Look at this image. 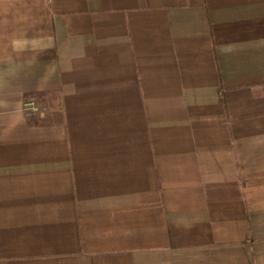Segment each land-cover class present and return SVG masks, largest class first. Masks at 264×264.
Wrapping results in <instances>:
<instances>
[{
	"label": "crops",
	"instance_id": "1",
	"mask_svg": "<svg viewBox=\"0 0 264 264\" xmlns=\"http://www.w3.org/2000/svg\"><path fill=\"white\" fill-rule=\"evenodd\" d=\"M0 264H264V0H0Z\"/></svg>",
	"mask_w": 264,
	"mask_h": 264
},
{
	"label": "built area",
	"instance_id": "2",
	"mask_svg": "<svg viewBox=\"0 0 264 264\" xmlns=\"http://www.w3.org/2000/svg\"><path fill=\"white\" fill-rule=\"evenodd\" d=\"M24 105H25V109H26V110H29V111H32V112H36V111H38V107H37V105H36L35 102L32 101V100L27 101Z\"/></svg>",
	"mask_w": 264,
	"mask_h": 264
}]
</instances>
